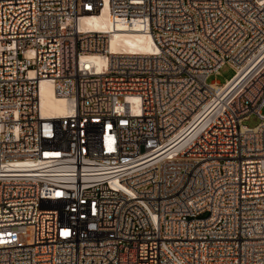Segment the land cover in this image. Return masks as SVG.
<instances>
[{"label": "built area", "instance_id": "built-area-1", "mask_svg": "<svg viewBox=\"0 0 264 264\" xmlns=\"http://www.w3.org/2000/svg\"><path fill=\"white\" fill-rule=\"evenodd\" d=\"M263 111L264 0H0V264H264Z\"/></svg>", "mask_w": 264, "mask_h": 264}, {"label": "bare ground", "instance_id": "bare-ground-1", "mask_svg": "<svg viewBox=\"0 0 264 264\" xmlns=\"http://www.w3.org/2000/svg\"><path fill=\"white\" fill-rule=\"evenodd\" d=\"M80 25L83 29L112 31L109 37V49L111 51L152 52L155 50L152 37L148 33L138 31L139 28L136 24L133 28L119 24L116 28L111 29L110 17L105 9L97 13L85 14L80 20ZM88 59L99 63L101 56L90 55ZM39 89L41 111L44 116L56 118L68 113L67 101L55 95L48 80H42ZM127 100L134 101L133 98H127Z\"/></svg>", "mask_w": 264, "mask_h": 264}, {"label": "rangeland", "instance_id": "rangeland-1", "mask_svg": "<svg viewBox=\"0 0 264 264\" xmlns=\"http://www.w3.org/2000/svg\"><path fill=\"white\" fill-rule=\"evenodd\" d=\"M234 69L232 67H230L229 65H224L221 70L220 73L218 75H212L208 78V81H211L213 79H217L220 82H224L226 79H229L233 74H234ZM264 113V111H263ZM260 119L257 117V115L252 114L250 115L247 119L243 120V124L253 127L255 125H257L259 123ZM29 230V232L32 233V228L28 227L27 228ZM32 241V239H31Z\"/></svg>", "mask_w": 264, "mask_h": 264}]
</instances>
